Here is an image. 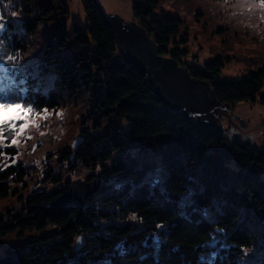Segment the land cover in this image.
Returning a JSON list of instances; mask_svg holds the SVG:
<instances>
[{
	"label": "trees",
	"instance_id": "trees-1",
	"mask_svg": "<svg viewBox=\"0 0 264 264\" xmlns=\"http://www.w3.org/2000/svg\"><path fill=\"white\" fill-rule=\"evenodd\" d=\"M80 1L87 24L86 30L72 24L76 53L60 61L54 55L47 56L44 61L48 60V65L37 64H45L43 68L50 67L56 75V88L45 94L35 88L41 77L35 80L27 72L24 87L17 82L23 75L18 62L41 22L57 12L67 16L66 0H0V96L26 102L25 107L30 105L41 112L60 104L57 90L68 89L73 94L96 82L95 88L101 90L96 91L92 104L93 116L97 117L93 127H101L100 120L112 115L124 118L127 129L109 126L101 134H85L77 147L64 151V158L72 157L84 167H98L105 177L131 169L134 178L128 180L126 173L127 181L121 187L102 196L104 209L65 199L70 182H65V189L32 191L20 198V211L7 222L0 218V239L15 231L21 235L25 230H43L48 224L55 227L5 247L0 264H237L242 252L252 247L259 250L257 258L264 264V181L256 170V166H264V150L236 134L194 128L180 112L169 109L140 66L120 54L100 4L96 0ZM157 3L133 0L132 13L158 56L176 62L192 79L212 89L221 104L234 106L238 101L256 99L264 82V64L243 77L221 80L224 61L220 57L204 62L203 68L183 65L180 59L187 50L174 38L182 20L152 17ZM58 32L65 36L54 34L57 45L66 48V31L61 28ZM258 97L264 106V94ZM117 131L124 136L118 137ZM3 135L13 137L7 132ZM121 138L137 150L159 152L166 173L160 185L137 183L147 163L138 167L134 157L125 160L118 156ZM5 150L10 155L16 153L11 146ZM230 159L237 166L238 184H229L226 179L223 162ZM24 176L20 163L0 170V200L9 195L11 184L22 182ZM87 178L99 179L91 174ZM190 189L189 198L181 203ZM247 218L260 222V229H252ZM213 232L219 237L212 247L207 240ZM78 236L83 237L84 247L75 251ZM212 248L206 259V251ZM201 254L204 260H200Z\"/></svg>",
	"mask_w": 264,
	"mask_h": 264
},
{
	"label": "rangeland",
	"instance_id": "rangeland-1",
	"mask_svg": "<svg viewBox=\"0 0 264 264\" xmlns=\"http://www.w3.org/2000/svg\"><path fill=\"white\" fill-rule=\"evenodd\" d=\"M103 12L117 13L124 20L134 21L132 13L133 0H96ZM69 13L67 16L60 12L54 14L50 19L39 24L35 33L29 38V44L23 59L18 62V69L22 71L17 77V82L24 81V74L29 72L43 93L47 94L49 88L54 85L55 72L50 67L43 68L38 63L44 61L47 56L58 57L60 61L63 57H69L76 53L78 47L74 43L71 35L72 24L83 27L87 24L83 6L80 0H66ZM175 16L182 22L179 25V32L174 37L181 48L187 52L181 57V63L187 66L203 68L204 62L220 57L224 61V66L219 72L220 80L236 79L243 77L248 71L254 70L264 64V0H158L152 17ZM66 31L67 47H58L57 39L54 36L63 35L59 29ZM184 39V42L181 40ZM45 50H47L45 52ZM133 60H138V54L131 53ZM54 58L50 59L53 62ZM51 66V64H49ZM30 66V68H29ZM160 80L157 91L163 98L165 104L170 109H179L181 105L195 106L204 110L213 105L210 97L203 96L195 87L189 84L186 76L177 71L171 65L158 62ZM27 68V70H25ZM96 82L76 89L73 94L67 90H57L59 95H55L60 102L55 108L44 109L38 112L35 118L36 126H29L20 134L18 127L13 129V137H4L0 141V170L10 164L20 163L25 171L22 182L11 184L9 195L0 200V218L7 222V218L20 211L21 201L32 191H51L54 188H64L65 182L76 179L86 180L88 175H98L99 187L85 201L95 207H104L101 201L102 196L119 188L127 179L133 180L130 175L131 169L111 173L105 177L100 173V168L84 167L79 162H73L72 157L64 158V151L74 147V141L85 134H101L109 126L112 128L127 129L124 118L106 116L100 120L101 127L94 128L93 122L97 119L93 116L92 104L95 100ZM22 87L24 84L22 83ZM56 88V87H55ZM264 94V82L260 93L254 101H238L234 106H228V111L221 115L222 130L226 135L236 134L241 138L251 142L254 146L264 150V106L258 103V96ZM230 110L236 118L227 117ZM98 114V113H97ZM95 114V115H97ZM31 114L23 109L0 107V126H7V123L17 120V124L23 121L18 117ZM196 124L201 129L214 130L216 123L213 115L204 114L197 117ZM118 137L124 136L122 131H117ZM16 143L13 144L12 140ZM230 140V137L228 138ZM120 149L118 156L125 160L134 157L139 161L138 167L143 166L149 177L144 179L150 186L159 183L163 179L165 171L160 164L159 152L151 150L143 152L136 147L129 146V142L123 138L119 139ZM6 146L15 148L16 153L10 155L4 151ZM63 155V157H62ZM223 169L226 172L228 183H239L237 166L233 159L223 162ZM260 180L264 181V166H256ZM129 171V172H128ZM241 187V186H238ZM183 194L181 203L189 198L190 192ZM249 226L260 229L261 224L246 219ZM55 226L48 224L43 230H25L23 234L16 231L0 239V255L5 247L10 244L23 243L25 239H33L45 232H49ZM218 235L213 232L207 240V245L214 246L218 240ZM84 242V241H83ZM214 249L206 251V259L210 257ZM260 255L258 249L247 248L242 252L237 264H260L257 256ZM213 256V255H212ZM201 254L200 260H204Z\"/></svg>",
	"mask_w": 264,
	"mask_h": 264
},
{
	"label": "water",
	"instance_id": "water-1",
	"mask_svg": "<svg viewBox=\"0 0 264 264\" xmlns=\"http://www.w3.org/2000/svg\"><path fill=\"white\" fill-rule=\"evenodd\" d=\"M103 18L109 29L115 35L116 45L120 50V54L124 55L127 59L137 63L140 66L142 72L147 78L149 85L154 88L156 93H158L157 85L161 76L159 74V66H157V63L161 62L171 65L173 68L177 69V71L182 72L186 76V79L190 85L195 87L197 91L203 94V96L210 97L213 102L212 106L204 110H200L197 105H181L179 109H171L172 111L180 112L187 123L191 124L192 127L197 129L200 128L196 124L197 117L204 114L213 115L216 123V129L212 131L221 135L223 134L224 131L222 130L221 115L228 111V105L219 103L215 99L212 89L192 79L189 76V73L186 72L184 68L178 66L176 62L158 56L156 48L151 39L148 38V36L145 34V31L141 29L135 21L124 20L117 13L103 12ZM133 52L138 54V60H133L131 58L130 55ZM227 116L229 119L231 116L236 118L235 114H233L231 110ZM81 141L82 137H79L77 140H75L73 143L74 147H77ZM98 187V178H93L88 180V182H86V180L76 179L69 183V187L65 190L63 197L65 199L73 200L77 203H83L89 198L91 194L96 192ZM83 247V237L78 236L75 241L74 250L79 251Z\"/></svg>",
	"mask_w": 264,
	"mask_h": 264
},
{
	"label": "snow or ice",
	"instance_id": "snow-or-ice-1",
	"mask_svg": "<svg viewBox=\"0 0 264 264\" xmlns=\"http://www.w3.org/2000/svg\"><path fill=\"white\" fill-rule=\"evenodd\" d=\"M20 100L23 101L22 96L20 97ZM25 105H26V102H23V103L17 102V100L11 99L7 95L0 96V107L4 109H7L9 107H16L17 109H23L26 112L31 114L30 116L21 115L20 117H18L19 120L23 121L22 124H17V120H13V121L8 122L6 127L0 126V133L7 132L8 137H12L13 128L15 127L19 128V131L15 133L16 135L22 134L26 130V128L29 126L38 127V125L35 124V118L38 115V110L34 109L30 105L25 107ZM3 139L4 137L0 135V141H2ZM12 143L15 144L16 140L13 139Z\"/></svg>",
	"mask_w": 264,
	"mask_h": 264
},
{
	"label": "bare ground",
	"instance_id": "bare-ground-1",
	"mask_svg": "<svg viewBox=\"0 0 264 264\" xmlns=\"http://www.w3.org/2000/svg\"><path fill=\"white\" fill-rule=\"evenodd\" d=\"M35 88H36V89L39 88L37 84L35 85ZM51 89H53V86H52V88H49V91H50ZM37 90H40V89H37ZM40 91H41V90H40ZM41 92H42V91H41ZM147 177H149V175H148L146 172H145V173H141V174H140V179L137 181V183H142V182L144 181V179L147 178ZM145 182H146V181H145Z\"/></svg>",
	"mask_w": 264,
	"mask_h": 264
},
{
	"label": "flooded vegetation",
	"instance_id": "flooded-vegetation-1",
	"mask_svg": "<svg viewBox=\"0 0 264 264\" xmlns=\"http://www.w3.org/2000/svg\"><path fill=\"white\" fill-rule=\"evenodd\" d=\"M228 117V116H227Z\"/></svg>",
	"mask_w": 264,
	"mask_h": 264
}]
</instances>
